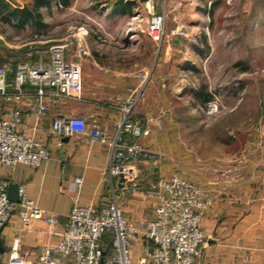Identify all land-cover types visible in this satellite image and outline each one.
Instances as JSON below:
<instances>
[{"label": "rangeland", "instance_id": "rangeland-1", "mask_svg": "<svg viewBox=\"0 0 264 264\" xmlns=\"http://www.w3.org/2000/svg\"><path fill=\"white\" fill-rule=\"evenodd\" d=\"M153 1L155 13L166 14L160 44L146 32L149 15L141 1L126 16H113L112 0H72L66 7L55 2L40 10V31L58 43L70 27L84 26L101 73L125 69L134 82V74L147 72L131 120L148 128L138 143L163 173L192 179L210 171L220 179L228 166L233 174L241 158L250 162L264 150V0H172L179 10L167 7L170 0ZM4 2L32 7V0ZM176 28L184 35L170 36ZM37 31L16 27L0 10V58H17L15 49ZM199 90L209 101L197 96ZM209 103L218 105L211 115Z\"/></svg>", "mask_w": 264, "mask_h": 264}, {"label": "built area", "instance_id": "built-area-1", "mask_svg": "<svg viewBox=\"0 0 264 264\" xmlns=\"http://www.w3.org/2000/svg\"><path fill=\"white\" fill-rule=\"evenodd\" d=\"M165 18L162 11L151 14L146 22V32L156 44H160L165 36ZM183 35L178 28L170 32V36ZM87 36L84 26L70 27L66 38L58 43H50L42 33L34 34L30 41L15 49L21 58H7L0 65V96L19 102L26 96L24 88H33L34 103L30 106V113L35 124L54 101H81L71 91V65L66 62V56L70 54L77 62L88 56ZM9 76L10 80L7 79ZM132 77L134 85L103 104L119 114L114 139L109 140L107 130L93 116L91 122L65 115L52 120L51 132L59 137L80 134L109 146V164L105 173L111 185V198L98 209L73 206L64 230L59 234V241L52 246H43L33 264H195L200 247L206 241L200 220L215 203L216 195L178 173L152 179L144 188L138 186L137 174L131 165L136 158H144L148 154L139 143L128 145L120 143V140L123 135L138 140L149 132L147 127L142 128L131 120L148 74L138 72ZM206 109L211 115L218 110V105L209 103ZM20 115L19 109H13L6 118L0 119V164L40 167L50 158V151L19 129ZM261 145L262 142L258 144L259 147ZM120 175L124 178L122 187L127 193L143 189L146 199L156 203L153 218L140 223L148 243L143 249V257L134 263L131 262L130 246L139 232L138 227L126 221L117 202L113 180H118ZM81 181V178L73 180L76 186H80ZM7 188V184L0 183V230L12 214H17L24 226L33 220H42L49 225L56 222L55 214L38 208L26 198L24 186H19L18 204L8 200ZM106 235L111 238L109 250L102 244ZM18 245V239H15L6 264H31L19 255Z\"/></svg>", "mask_w": 264, "mask_h": 264}, {"label": "crops", "instance_id": "crops-1", "mask_svg": "<svg viewBox=\"0 0 264 264\" xmlns=\"http://www.w3.org/2000/svg\"><path fill=\"white\" fill-rule=\"evenodd\" d=\"M118 1L112 0L110 5L113 16L128 15L131 8H135V3L140 1L150 16L155 13L158 3L153 0H121L128 8L126 13H118L115 10ZM207 4L211 7L212 2L207 1ZM167 7L179 10L180 3L170 0ZM113 23H117L116 20ZM17 54L13 56L18 58L20 54ZM93 60L90 52L80 62L70 54L66 56V62L71 65V91L82 100L54 101L38 124L30 113V106L34 103L33 88L26 86V96L19 102L0 96V119L6 118L11 110L19 109V129L33 136L51 154L40 167L0 164V183L24 186L26 198L38 208L56 215V222L52 225L33 220L24 226L20 217L12 214L0 230V242L4 248L0 264H6L15 239L19 242V255L33 264L43 246H52L59 241V234L64 230L67 215L73 206L98 209L111 198V185L105 173L109 164V146L80 134L59 137L50 129L52 120L58 115L87 122L94 117L107 130L109 140L114 139L119 114L103 104L124 94L134 82L125 69H103L104 73H101V68L95 67ZM0 61L1 65L6 58ZM7 79L10 80V76ZM120 141L128 145L138 143L128 135L121 136ZM256 156L250 162L248 158H241L233 174L226 171L231 168L223 167L220 179L210 171L207 175L189 179L216 195L215 203L200 220L206 241L200 247L195 264H264V150L257 152ZM131 167L137 174L138 186L142 188L152 179L170 176L163 173L157 158H136ZM74 178H81L80 186L74 184ZM113 183L124 218L138 227L139 233L130 246L131 262L134 263L143 257V249L148 243L140 223L153 218L156 203L146 199L143 189L129 194L124 187L117 186L118 180H113ZM102 244L106 250L110 249L109 235L103 238Z\"/></svg>", "mask_w": 264, "mask_h": 264}, {"label": "trees", "instance_id": "trees-1", "mask_svg": "<svg viewBox=\"0 0 264 264\" xmlns=\"http://www.w3.org/2000/svg\"><path fill=\"white\" fill-rule=\"evenodd\" d=\"M72 0H32V7L28 5L24 6H9L4 0H0V10L3 12L6 21L14 22L16 27H24L31 25L35 30H38L34 34L42 33L40 29L44 26L42 22L41 9H48L56 2L57 5L66 7ZM128 6L122 4L119 0L115 5V10L118 13H126ZM1 60V58H0ZM1 62V61H0ZM197 96L203 98V102H207L210 99L208 94H203V91H198ZM222 143V141H217Z\"/></svg>", "mask_w": 264, "mask_h": 264}, {"label": "water", "instance_id": "water-1", "mask_svg": "<svg viewBox=\"0 0 264 264\" xmlns=\"http://www.w3.org/2000/svg\"><path fill=\"white\" fill-rule=\"evenodd\" d=\"M117 142H119V140H117ZM124 182V178L122 175L119 176L118 179V183L117 186L119 188L122 187ZM18 190H19V185L18 184H13V183H9L8 184V188H7V198L9 201H11L12 203L18 204L19 203V194H18ZM4 253V248L1 246V242H0V255Z\"/></svg>", "mask_w": 264, "mask_h": 264}]
</instances>
